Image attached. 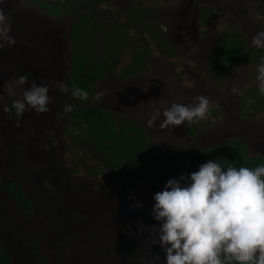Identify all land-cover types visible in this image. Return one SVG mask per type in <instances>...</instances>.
Wrapping results in <instances>:
<instances>
[{"label":"rangeland","instance_id":"374dc122","mask_svg":"<svg viewBox=\"0 0 264 264\" xmlns=\"http://www.w3.org/2000/svg\"><path fill=\"white\" fill-rule=\"evenodd\" d=\"M136 4L145 19L135 17L129 23L125 13ZM203 9L212 14L206 23L201 21ZM0 12L16 39L13 47L0 50V174H4L3 182L27 175L26 192L36 205L33 213L23 214L0 185V242L18 264H57L55 258L49 259L48 231L50 226L66 227L71 246L70 251L66 249L69 257L59 256L64 264H80L79 259L83 264H119L103 249L123 232L130 236L127 240L139 239L146 264H154V257H159L156 264H164V255L151 251L157 222L150 217L148 223L141 213L152 212L153 195L173 177L152 180L142 173L107 167L85 139L71 138L65 131L70 113L62 109L73 100L59 91L58 84L68 86L70 26L84 13L102 18L106 25L115 24L122 38L117 67L97 82L88 104L104 107L121 121L138 123L155 152L215 148L235 136L247 143L250 155L257 156L264 155V107L254 113L242 104L244 98L259 93L256 66L264 57V48L253 47L251 39L264 31V19H257L264 16V0H108L101 6L79 2L64 17L48 15L27 0H0ZM151 29H157L173 46V56L161 51ZM226 32L243 33L247 48L260 51L218 82L210 75L209 60L218 38ZM92 35L100 48L102 34L95 30ZM145 41L150 48L146 69L122 79L120 69L132 61L134 46L140 48ZM19 75L27 77L23 88L50 86L48 112L26 111L17 116L3 111L4 105L22 99L23 88H16L15 96L3 92L4 84ZM185 79L195 86L185 87ZM197 96L209 101L205 119L161 127L160 116L148 125L154 109L163 111L174 102L191 106ZM155 249L160 250L158 244Z\"/></svg>","mask_w":264,"mask_h":264},{"label":"trees","instance_id":"16d2710c","mask_svg":"<svg viewBox=\"0 0 264 264\" xmlns=\"http://www.w3.org/2000/svg\"><path fill=\"white\" fill-rule=\"evenodd\" d=\"M42 9L48 15L64 17L72 14V7L77 3L101 6L108 0H27ZM201 21L206 23L211 19V10L203 9ZM101 15V14H99ZM132 21L137 17L144 20L142 8L133 5L125 13ZM102 34L103 42L100 48L93 40L94 31ZM151 37L161 51L174 55L173 46L157 29H151ZM116 36V38H115ZM121 34L115 30V24L106 25L102 18H94L91 14L75 17L70 26V74L68 87L78 88L87 93V99H75L70 112L65 131L68 136L85 139L106 161V166L122 169L130 174H144L152 180L167 177L178 178L182 174H190L196 166L217 160L222 165L231 164L234 167L244 166L255 168L264 165V155H250L247 143L232 136L220 146L183 149L180 151L155 152L152 142L145 129L138 123L119 120L102 106L88 104L93 90L109 72L117 67L116 57L121 53ZM138 48L134 46L132 61L120 69V77L127 79L143 72L147 65L149 45L146 41ZM98 51V53L96 52ZM247 48L245 35L241 32H226L218 38L215 49L209 60V72L214 80L223 82L230 70L242 62H250L258 54ZM243 108L259 112L264 107V96L251 94L243 99ZM74 139V138H73ZM97 174V172H94ZM0 174V184H1ZM5 191L17 203L21 210L31 212L33 205L23 191L22 185L15 179L5 183ZM147 221L149 214L143 213ZM29 241L33 242L30 236ZM118 247L126 252L137 253L134 246L127 241L119 242ZM0 264H14L10 254L0 243ZM232 264H236L235 261Z\"/></svg>","mask_w":264,"mask_h":264},{"label":"clouds","instance_id":"9594fccd","mask_svg":"<svg viewBox=\"0 0 264 264\" xmlns=\"http://www.w3.org/2000/svg\"><path fill=\"white\" fill-rule=\"evenodd\" d=\"M257 19L264 16L258 15ZM10 32L11 25L0 12V50L15 45ZM251 44L264 48V31L256 33ZM256 73L258 92L264 96V57ZM27 82L26 76L19 75L4 84L3 92L15 96V89L23 88ZM182 83L188 88L195 86L187 79ZM58 88L72 100L87 99L85 91L63 82ZM49 91L48 85L31 84L23 88L22 99L4 105L3 111L17 116L26 111L46 113L50 110ZM195 100L191 106L174 102L163 111L154 109L148 125L160 116L161 127L205 119L209 114L208 99L197 96ZM72 108L66 103L62 112L70 113ZM43 147L49 150L47 144ZM153 201L151 214L157 225L152 243L163 251L164 264H264V165L237 168L209 160L197 171L167 180L164 188L153 195ZM136 206L138 202L133 205ZM158 260L154 257V264Z\"/></svg>","mask_w":264,"mask_h":264},{"label":"flooded vegetation","instance_id":"af4514ba","mask_svg":"<svg viewBox=\"0 0 264 264\" xmlns=\"http://www.w3.org/2000/svg\"><path fill=\"white\" fill-rule=\"evenodd\" d=\"M62 51L66 52V45H64ZM74 104H75V101L73 100L72 101L73 107H74ZM211 148H213V147H211ZM2 175H4V174L2 173L1 177H2ZM20 178H21V180L20 179H15V180H17L21 183L23 191L26 194V196L28 197L27 192H26V182L29 181V178L27 175H22V176H20ZM2 180H3V177L1 179V184L3 186H5V183L7 181L3 182ZM9 198H11V197L9 196ZM28 198L31 200L32 205H33V210L31 212H26V211L21 210V208H19V206L16 203V206L18 207V209L25 215H30L31 213L34 212V210H36L35 202L30 197H28ZM144 212L147 213L146 211H143L141 213V216ZM147 214H149V216L152 218V220H154L151 213H147ZM148 223H151V222L149 221ZM48 235H49V240H50L49 245L52 248V252H51V254H49V259L55 258L57 261V264H64L66 261H64L60 257H63V258L69 257V254L66 252V249H69L71 246L68 228L50 226L49 231H48ZM117 237H119V238H117ZM127 237H130V236H127L126 233H123V232H120L118 235H115V238L113 237L112 240L110 241V243L112 242L110 249H109L110 243H109L108 247L103 249L104 254L110 258H113L114 261L117 260V262L119 264H146L148 262V260L145 258L146 253L142 250L140 242L138 241L139 239L138 238H137V240L134 239L135 241L133 239L127 240V239H125ZM123 241L130 242L134 246V248L136 249L137 253L133 254V253L121 250L118 247V243L123 242ZM31 244H33V242H31ZM2 245L6 249V251L10 254V256L13 260V263L18 264L17 261L15 260V256L9 252V249H7V247H5V245L3 243H2ZM29 245H30V243H29ZM156 245L157 244H155V245L152 244L153 247H152L151 251L153 252L154 255H162L163 256L164 253L161 249L160 250L155 249ZM34 247L35 246L33 244L32 250L34 249ZM69 251H70V249H69ZM121 257L126 258V261H124V262L121 261L122 260ZM148 259H151V258H149V256H148ZM145 260H147V261L145 262ZM79 262H80V264H83V261L81 259H79Z\"/></svg>","mask_w":264,"mask_h":264},{"label":"water","instance_id":"95a60500","mask_svg":"<svg viewBox=\"0 0 264 264\" xmlns=\"http://www.w3.org/2000/svg\"><path fill=\"white\" fill-rule=\"evenodd\" d=\"M4 189H5V186H4ZM6 192V191H5ZM6 194H7V192H6ZM8 195V194H7Z\"/></svg>","mask_w":264,"mask_h":264},{"label":"bare ground","instance_id":"6f19581e","mask_svg":"<svg viewBox=\"0 0 264 264\" xmlns=\"http://www.w3.org/2000/svg\"><path fill=\"white\" fill-rule=\"evenodd\" d=\"M43 31V30H42ZM47 34V33H46Z\"/></svg>","mask_w":264,"mask_h":264}]
</instances>
